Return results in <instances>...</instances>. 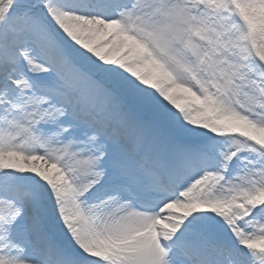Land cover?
I'll list each match as a JSON object with an SVG mask.
<instances>
[{
	"label": "snow or ice",
	"instance_id": "6c2138e0",
	"mask_svg": "<svg viewBox=\"0 0 264 264\" xmlns=\"http://www.w3.org/2000/svg\"><path fill=\"white\" fill-rule=\"evenodd\" d=\"M0 264H264V0H0Z\"/></svg>",
	"mask_w": 264,
	"mask_h": 264
}]
</instances>
